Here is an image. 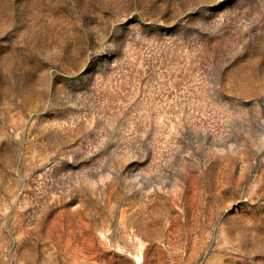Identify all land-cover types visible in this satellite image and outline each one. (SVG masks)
I'll use <instances>...</instances> for the list:
<instances>
[{
    "label": "rangeland",
    "instance_id": "374dc122",
    "mask_svg": "<svg viewBox=\"0 0 264 264\" xmlns=\"http://www.w3.org/2000/svg\"><path fill=\"white\" fill-rule=\"evenodd\" d=\"M0 264H264V0H0Z\"/></svg>",
    "mask_w": 264,
    "mask_h": 264
}]
</instances>
